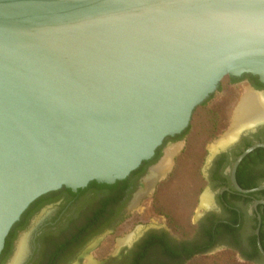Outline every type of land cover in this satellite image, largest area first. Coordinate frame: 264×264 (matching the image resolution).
Segmentation results:
<instances>
[{
    "label": "water",
    "instance_id": "water-1",
    "mask_svg": "<svg viewBox=\"0 0 264 264\" xmlns=\"http://www.w3.org/2000/svg\"><path fill=\"white\" fill-rule=\"evenodd\" d=\"M241 75L264 84V0H0V253L35 199L124 180Z\"/></svg>",
    "mask_w": 264,
    "mask_h": 264
},
{
    "label": "flooded vegetation",
    "instance_id": "flooded-vegetation-1",
    "mask_svg": "<svg viewBox=\"0 0 264 264\" xmlns=\"http://www.w3.org/2000/svg\"><path fill=\"white\" fill-rule=\"evenodd\" d=\"M227 77L238 94L226 127L215 137L225 132L229 137L225 143V136L214 142L204 175L209 205L200 209L190 238L177 239L156 226L131 232L148 210L141 204L154 191L150 175L147 178L149 167L161 159L157 155L167 144L184 143L183 131L164 140L151 160L120 182L92 181L35 199L9 231L0 264H12L16 258L15 264H185L192 254L215 248H228L253 264H264L258 247L259 241L264 250V120L233 126L243 94L250 90L264 96V84L249 75ZM254 145L234 172L237 186L247 191L241 192L232 180L233 166Z\"/></svg>",
    "mask_w": 264,
    "mask_h": 264
},
{
    "label": "rangeland",
    "instance_id": "rangeland-1",
    "mask_svg": "<svg viewBox=\"0 0 264 264\" xmlns=\"http://www.w3.org/2000/svg\"><path fill=\"white\" fill-rule=\"evenodd\" d=\"M220 88L212 95L203 107L198 118V110L191 119L190 129L184 135L183 144H167L160 157L163 158L166 150L170 146H176L175 155H173L170 170L166 171L161 180L154 186L152 194L141 204L147 206L148 210L142 214L140 222L131 229V232H139L142 228L156 226L164 227L177 239H188L195 230L197 216L200 213L202 204L199 199L202 197L205 189L204 169L209 155H204L199 159L195 170H190L184 157L186 150L190 148V141L194 137L195 130L210 124L213 120L212 108L224 96H229L230 100L227 106V113L230 112V105L237 97L234 85L228 77H224L220 82ZM221 136L211 137L207 140V147L210 149L215 141ZM223 139V138H222ZM192 145V143H191ZM177 150V151H176ZM199 174V175H198ZM197 190L198 194L195 199L191 198L189 191ZM188 192V196L186 193ZM208 196V195H207ZM130 234V233H129ZM185 264H253L244 260L234 251L228 248H215L197 254H192Z\"/></svg>",
    "mask_w": 264,
    "mask_h": 264
},
{
    "label": "bare ground",
    "instance_id": "bare-ground-1",
    "mask_svg": "<svg viewBox=\"0 0 264 264\" xmlns=\"http://www.w3.org/2000/svg\"><path fill=\"white\" fill-rule=\"evenodd\" d=\"M262 120H264V96L250 90L246 91L239 102L238 110L233 116V126H235V129H238L239 127L250 126ZM228 137L229 136L226 135L222 142L225 143ZM176 148V146H170L160 162L151 169V173L147 175V178L150 175L148 181L151 185L156 178L163 176L165 172L170 169L169 167L172 164V157L175 154ZM209 200L210 198L205 194L201 200L202 207H207L209 205ZM22 243L19 246V250L21 249ZM16 261L17 258L12 264H15Z\"/></svg>",
    "mask_w": 264,
    "mask_h": 264
},
{
    "label": "trees",
    "instance_id": "trees-1",
    "mask_svg": "<svg viewBox=\"0 0 264 264\" xmlns=\"http://www.w3.org/2000/svg\"><path fill=\"white\" fill-rule=\"evenodd\" d=\"M211 98H212V95L206 101H204L201 105L197 106L194 109L191 119H193V116L194 114H196L197 110L199 111V109L203 107L209 100H211ZM229 100H230V97L226 95L220 101H218V103H216L211 110L212 115H213V119H212L213 121L210 122V124H207L206 126L195 130L194 137H192L191 139L192 141H190V148H188L186 152H184L185 154L184 157L186 158V161H188L184 163L188 164L190 170H195L196 169L195 167L197 166V162L199 161V159H202L203 156L206 154L205 146H206L207 140L210 139L211 137L216 136L220 132L221 129L226 127L227 120H228L226 109H227ZM200 113L201 112L199 111L198 118H199ZM190 123H191V120H190ZM190 123L188 127L184 130L185 134L190 129ZM160 156L161 154L159 153L156 159H158ZM117 182H120V181H117ZM197 194H198L197 190H193V192L189 191V195L193 199L197 197ZM186 195L188 196V192L186 193Z\"/></svg>",
    "mask_w": 264,
    "mask_h": 264
}]
</instances>
